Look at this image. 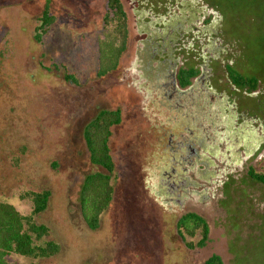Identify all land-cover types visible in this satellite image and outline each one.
<instances>
[{
  "label": "rangeland",
  "instance_id": "374dc122",
  "mask_svg": "<svg viewBox=\"0 0 264 264\" xmlns=\"http://www.w3.org/2000/svg\"><path fill=\"white\" fill-rule=\"evenodd\" d=\"M107 1L0 0V202L26 216L32 203L22 195L48 191L47 209L34 219L49 228L46 240L59 246L47 259L10 255L8 262L204 264L217 255L223 264H264V187L248 177L246 162L220 157L206 178L194 171L190 179L199 186L179 207L160 205L147 188L150 143L156 149L154 132L163 135L166 126L149 103L157 96L133 74V47L113 73L96 74L99 42L110 30L103 22ZM201 1L221 17L235 66L258 76L264 118V0ZM47 7L54 23L37 43ZM116 108L122 120L110 141L114 193L92 231L81 216L80 190L86 176L106 171L90 163L82 131L100 110ZM175 140L172 146L163 140V148H175ZM258 159L256 171L263 173ZM188 213L208 226L203 248H187L200 239L198 232L194 238L178 234L177 223Z\"/></svg>",
  "mask_w": 264,
  "mask_h": 264
},
{
  "label": "flooded vegetation",
  "instance_id": "af4514ba",
  "mask_svg": "<svg viewBox=\"0 0 264 264\" xmlns=\"http://www.w3.org/2000/svg\"><path fill=\"white\" fill-rule=\"evenodd\" d=\"M119 1L127 24L124 55L133 47V74L157 96L149 103L166 126L165 134L154 132L158 143L156 149L150 143L146 168L147 188L159 204L181 206L199 186L192 173L206 178L220 157L246 162L247 175L250 169L257 172L258 158L264 161L260 83L235 66L221 17L201 0ZM232 76L254 78L255 86L238 84ZM173 138L176 147L170 148ZM163 140L170 146L163 148Z\"/></svg>",
  "mask_w": 264,
  "mask_h": 264
},
{
  "label": "trees",
  "instance_id": "16d2710c",
  "mask_svg": "<svg viewBox=\"0 0 264 264\" xmlns=\"http://www.w3.org/2000/svg\"><path fill=\"white\" fill-rule=\"evenodd\" d=\"M107 11L103 19L104 25L110 29L99 42V67L96 72L99 78L107 76L118 69L120 58L126 52L127 24L125 13L119 0H108ZM40 25L36 28L34 39L37 43L47 34L54 23L48 7L40 17ZM65 79L78 83L75 76L66 74ZM238 84L255 86V79L237 77ZM187 79H183V85ZM120 108L100 110L83 128L82 137L89 154L91 164L102 167L104 173H94L85 177L80 190L79 206L82 219L89 230H96L100 225L101 215L108 209L113 198L112 174L115 163L112 157L110 141L112 129L121 124ZM248 177L264 187V173L250 169ZM50 193L48 191L26 192L22 198L29 199L32 209L29 215L20 214L16 208L6 202H0V264H12L7 257L16 255L32 259H47L59 251V246L50 240L49 228L37 224L35 217L47 209ZM178 234L182 239L186 236L194 238L200 234L197 242H188L187 248H203L207 241L208 226L203 218L188 213L177 223ZM204 264H223L217 255L210 256Z\"/></svg>",
  "mask_w": 264,
  "mask_h": 264
}]
</instances>
